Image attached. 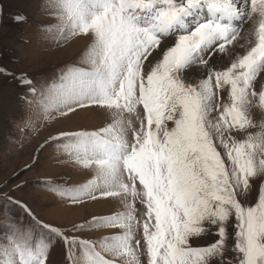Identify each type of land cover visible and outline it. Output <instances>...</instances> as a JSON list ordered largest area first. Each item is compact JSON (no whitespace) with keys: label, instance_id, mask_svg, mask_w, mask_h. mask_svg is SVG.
<instances>
[{"label":"snow or ice","instance_id":"1","mask_svg":"<svg viewBox=\"0 0 264 264\" xmlns=\"http://www.w3.org/2000/svg\"><path fill=\"white\" fill-rule=\"evenodd\" d=\"M43 6L55 24L40 27L58 43L87 42L79 64L46 86L2 64L0 75L44 124L82 113L101 123L54 129L24 170L55 146L88 174L40 181L60 204L120 208L58 225L5 181L0 264H52L57 248L64 264H264V0ZM104 229L119 231L88 235Z\"/></svg>","mask_w":264,"mask_h":264},{"label":"rangeland","instance_id":"2","mask_svg":"<svg viewBox=\"0 0 264 264\" xmlns=\"http://www.w3.org/2000/svg\"><path fill=\"white\" fill-rule=\"evenodd\" d=\"M3 16L0 18V64L23 70L35 79L38 85L46 86L55 81L66 65L79 64L86 45L83 39L62 45L54 39V33L46 32L40 25H54L46 0H0ZM22 15L26 21L16 22L14 17ZM9 77L0 75V185L8 181L9 192L16 185H24L12 192L40 213L46 222L70 225L90 218V215H107L118 210V201L90 203L84 208H67L58 202L40 181L57 179L74 184L88 178L84 171H77L60 156L55 146L40 152L42 163L25 171L32 163L39 146L54 129H77L86 126L94 129L100 121L82 113L71 121L57 120L44 124L40 114L19 98L21 89L9 83ZM259 118V113L256 114ZM31 119L36 127L31 128ZM19 173L17 177L16 174ZM5 218V209L0 207V221ZM118 229H104L89 233L91 237L113 234ZM52 264H64V255L57 248L51 253Z\"/></svg>","mask_w":264,"mask_h":264}]
</instances>
